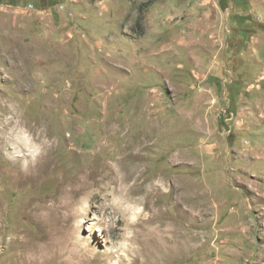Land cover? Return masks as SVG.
I'll return each mask as SVG.
<instances>
[{
  "label": "rangeland",
  "instance_id": "rangeland-1",
  "mask_svg": "<svg viewBox=\"0 0 264 264\" xmlns=\"http://www.w3.org/2000/svg\"><path fill=\"white\" fill-rule=\"evenodd\" d=\"M0 264H264V0H0Z\"/></svg>",
  "mask_w": 264,
  "mask_h": 264
}]
</instances>
